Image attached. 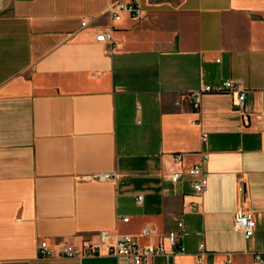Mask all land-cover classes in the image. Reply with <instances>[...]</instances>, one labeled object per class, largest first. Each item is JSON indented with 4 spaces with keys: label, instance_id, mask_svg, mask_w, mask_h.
<instances>
[{
    "label": "crops",
    "instance_id": "obj_1",
    "mask_svg": "<svg viewBox=\"0 0 264 264\" xmlns=\"http://www.w3.org/2000/svg\"><path fill=\"white\" fill-rule=\"evenodd\" d=\"M109 2L0 0V264H117V236L149 227L154 241L177 220L175 264H197L200 243L203 264H264V0H139L140 18L114 20ZM226 79L242 108L201 91ZM203 155L197 195L186 172ZM237 209L253 214L248 238ZM67 243L98 254L59 255Z\"/></svg>",
    "mask_w": 264,
    "mask_h": 264
},
{
    "label": "built area",
    "instance_id": "obj_2",
    "mask_svg": "<svg viewBox=\"0 0 264 264\" xmlns=\"http://www.w3.org/2000/svg\"><path fill=\"white\" fill-rule=\"evenodd\" d=\"M106 12L110 19H119L122 12H127L133 18L141 17V8L139 0H110ZM85 24V21H82ZM96 39L100 41L112 42V32L110 28L96 34ZM201 91L203 92H221L231 91L236 94L235 105L237 108H242L244 105V90L240 87L237 80L226 79L220 83L211 86L205 85ZM200 92H193L186 96V99L191 104H195L198 94ZM174 157L180 158V154ZM193 164L188 170L192 179L190 181L191 187L197 195H200L206 184L205 172L203 169V160ZM183 172H172L168 175L172 182L178 181ZM113 176L110 172H95L85 175L87 180H105ZM142 196L137 195L136 201L139 203ZM122 220L127 221V216H122ZM233 228L240 230L245 238H248L254 230L253 214L249 210L237 209L233 212ZM155 233L153 228L142 227L139 234H122L117 236L112 242L107 245V254L114 256L117 264H152L156 258L160 259L159 264H175L173 258L175 255L184 252L182 244L183 230L181 220L175 222V226L166 232L156 236L154 241L142 242L140 239H148ZM99 236L101 241L106 242L109 235L106 231H100ZM37 254L39 256L52 255L51 249L48 247L45 240H41L37 245ZM98 254L96 246L85 244L80 247L71 244H64L59 252V255L65 257H82L87 255ZM204 244L198 245V252L196 254L197 264H203ZM256 264H263V259L259 253L255 254Z\"/></svg>",
    "mask_w": 264,
    "mask_h": 264
}]
</instances>
